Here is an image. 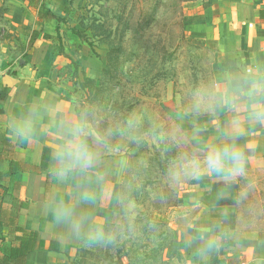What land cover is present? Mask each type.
<instances>
[{
	"label": "crops",
	"instance_id": "crops-1",
	"mask_svg": "<svg viewBox=\"0 0 264 264\" xmlns=\"http://www.w3.org/2000/svg\"><path fill=\"white\" fill-rule=\"evenodd\" d=\"M184 4L185 35L212 52L213 90L249 72L252 78L264 75V0ZM56 17L44 0H0V68L10 81L0 85V264H70L80 249L96 243L86 239L90 226L110 221L117 198L113 166L108 168L113 157L95 135L88 137L97 152L94 168L60 175L56 154L67 139L65 125L82 119L59 82L61 54L52 46ZM249 111L242 104L236 112L200 115L194 144L202 148L222 131L237 129L247 169L264 158V123L250 121ZM238 177L205 175L182 187L167 216L172 237L161 264H264V228L239 222ZM85 192L90 199H83ZM65 206L84 218L80 233L60 218Z\"/></svg>",
	"mask_w": 264,
	"mask_h": 264
},
{
	"label": "rangeland",
	"instance_id": "rangeland-1",
	"mask_svg": "<svg viewBox=\"0 0 264 264\" xmlns=\"http://www.w3.org/2000/svg\"><path fill=\"white\" fill-rule=\"evenodd\" d=\"M186 1L44 0L57 16L59 31L52 46L61 54L57 62L61 67L59 82L68 90L75 112L90 134L104 145L107 157H113L108 165L113 166L109 172L118 184L113 209L119 204V212L132 218L141 206L119 197L120 184L129 188L134 198L144 188L150 193L152 188H146L143 179L152 169L147 161H130V156L162 155L174 138L173 122L164 119L158 125L168 127L170 134L161 131L163 136L154 138L145 133L150 120L153 122L149 112L161 108L195 147L192 128L201 123L200 115L210 112L206 102L199 113L191 109L194 94L212 89V52L185 35ZM165 59L168 63L163 71ZM238 203L241 226L264 228V158L253 161L239 175ZM171 210L163 208L166 214L162 216L150 211V217L167 223ZM139 226L133 233L122 225L113 230L103 226L108 239L80 249L70 264H120V260L121 264H161L172 228L147 218ZM116 249L120 259L115 256Z\"/></svg>",
	"mask_w": 264,
	"mask_h": 264
},
{
	"label": "clouds",
	"instance_id": "clouds-1",
	"mask_svg": "<svg viewBox=\"0 0 264 264\" xmlns=\"http://www.w3.org/2000/svg\"><path fill=\"white\" fill-rule=\"evenodd\" d=\"M213 112L225 109L236 112L242 104L250 107L248 119L264 123V75L252 78L249 72L237 82H229L221 90L204 89L194 94L191 105L192 111L199 113L205 106ZM239 124V121H234ZM66 141L57 151V160L61 165L60 175L67 176L73 171L93 169L97 161V152L89 143L90 129L84 121L69 120L66 125ZM21 133L26 129H18ZM199 130H197V133ZM240 132L222 131L216 142L205 143L198 151L182 154L170 169L174 180L199 179L205 175H215L224 180H232L245 172V152L237 142ZM195 138V134H194ZM99 143V140L96 141ZM83 199H90V194L83 193ZM60 218L66 221L73 232L80 233L85 227L84 218H77L71 207L65 206L60 212ZM86 239L89 242H103L108 237L101 224L90 226Z\"/></svg>",
	"mask_w": 264,
	"mask_h": 264
},
{
	"label": "trees",
	"instance_id": "trees-1",
	"mask_svg": "<svg viewBox=\"0 0 264 264\" xmlns=\"http://www.w3.org/2000/svg\"><path fill=\"white\" fill-rule=\"evenodd\" d=\"M37 36V32L33 31L30 41H33ZM211 59V57H210ZM167 59H165L163 62L162 70L166 71L165 64L168 63L166 62ZM168 61V60H167ZM210 67V66H209ZM163 75L164 74H160ZM210 79H211V72H210ZM149 115L153 116V122L150 120V127L146 128L144 131L146 134L154 137V138H159L162 137L163 135L161 134V131L163 133H169L171 130L166 127V128H161V125H158L160 120L164 119L168 121V123L171 121L174 124V127L172 129L173 131V136H171L170 143L165 146V153L162 155L155 153L152 156H147L144 158V156H140L137 153H133L130 156V161H135L136 162L140 159L144 161H147V165L151 167L152 172L148 175H146L143 179V184L145 185L146 188L151 187L150 193L144 188L141 189L139 192V196H135L132 194L130 189H124L123 184H120V192H119V197L120 195L126 198V200H133V202L139 206H141L140 210L134 214V218L131 216H126L123 215L119 212L117 204L115 208L112 211L111 219L108 223L105 225L110 226V228L113 230V228H119L118 225H122L125 227L126 231L133 233L134 230L137 231L138 228H140L139 225L142 224V222L145 221V219H150L152 222L158 223L160 226H165L166 227V222H159L158 220L155 221L156 216H154V219L150 217V211L154 215H164L166 214L165 211H162L163 208L165 209H172L173 207L176 206L177 204V197L179 191L182 189V186L189 183L192 179H184L181 178L179 180H176V182L171 181V176H170V169L173 167V164L175 161V158L179 157L184 154V153H191L193 151H198L200 148H197L191 144V142L186 138L183 130L178 126L176 122H174L170 117L159 107H156L152 112H149ZM156 117V118H155ZM150 118V119H151ZM154 118L156 119L154 122ZM154 125L152 126V123ZM162 129V130H161ZM165 139L167 137L165 136ZM136 175V174H135ZM171 183L174 186H170ZM124 189V190H123ZM138 190V189H137ZM139 191V190H138ZM137 191V194H138ZM155 193V194H154ZM123 199V198H121ZM140 199V201H139ZM153 209L155 210V213L153 212ZM151 213V214H152ZM152 214V215H153ZM131 215V214H130ZM149 216V218L147 217ZM138 218V221L136 219ZM147 221V220H146ZM138 223V225H137ZM136 224V226H134ZM104 225V226H105ZM145 227L143 226V229ZM163 231L160 232L158 235L159 237L162 235ZM29 250L25 249V253H27ZM118 253H120L119 249H116L115 256L118 258ZM120 264L122 263L121 260L119 262Z\"/></svg>",
	"mask_w": 264,
	"mask_h": 264
},
{
	"label": "built area",
	"instance_id": "built-area-1",
	"mask_svg": "<svg viewBox=\"0 0 264 264\" xmlns=\"http://www.w3.org/2000/svg\"><path fill=\"white\" fill-rule=\"evenodd\" d=\"M8 71L3 69V68H0V85L3 84L5 78L8 76Z\"/></svg>",
	"mask_w": 264,
	"mask_h": 264
},
{
	"label": "water",
	"instance_id": "water-1",
	"mask_svg": "<svg viewBox=\"0 0 264 264\" xmlns=\"http://www.w3.org/2000/svg\"><path fill=\"white\" fill-rule=\"evenodd\" d=\"M8 85V84H10V81L7 79V78H5V80H4V85Z\"/></svg>",
	"mask_w": 264,
	"mask_h": 264
}]
</instances>
